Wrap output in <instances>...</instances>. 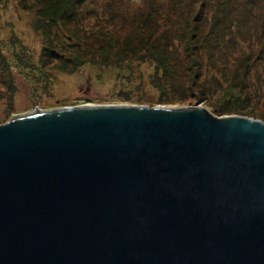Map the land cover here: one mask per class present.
<instances>
[{
	"label": "water",
	"instance_id": "95a60500",
	"mask_svg": "<svg viewBox=\"0 0 264 264\" xmlns=\"http://www.w3.org/2000/svg\"><path fill=\"white\" fill-rule=\"evenodd\" d=\"M0 264H264V124L196 108L15 117Z\"/></svg>",
	"mask_w": 264,
	"mask_h": 264
},
{
	"label": "rangeland",
	"instance_id": "374dc122",
	"mask_svg": "<svg viewBox=\"0 0 264 264\" xmlns=\"http://www.w3.org/2000/svg\"><path fill=\"white\" fill-rule=\"evenodd\" d=\"M40 1L0 0V127L15 117L86 105L196 108L221 119L239 116L264 124V42L255 41L264 26L258 10L241 11L229 2L235 13L228 15L216 0L189 5L186 0H87L79 10L82 19L60 22L48 42L34 27L37 8L31 3L37 7ZM201 7L204 18L219 16L217 34L225 39L188 50L180 21L200 17ZM116 13L126 20L114 19ZM148 34L159 42L150 46ZM161 46L166 56L153 51ZM244 69L246 78L238 77Z\"/></svg>",
	"mask_w": 264,
	"mask_h": 264
},
{
	"label": "trees",
	"instance_id": "16d2710c",
	"mask_svg": "<svg viewBox=\"0 0 264 264\" xmlns=\"http://www.w3.org/2000/svg\"><path fill=\"white\" fill-rule=\"evenodd\" d=\"M87 0H47V4L44 5V9L42 11H39V7L40 4L43 2V0H41L39 4H37V7L31 3V5L33 6L32 8H37L36 12L34 11V15H36V20H35V24L34 27L37 31H44L45 34L47 35L46 41L50 42V40H54L53 37V33H52V29L56 28L58 30V28H60V22L62 21H67L69 23H71L70 21L76 20V19H82V15L79 12L81 5L85 4ZM187 1V5H189L188 3L191 2V0H186ZM259 2H254V0H216V2H220L219 5L221 7L222 11H226V14L230 15V14H234L235 12L231 9L229 2H236V4L238 5V9L243 11L244 9L246 10H250V12L253 14V12L255 10V15H257V12H261V14L263 15V17L260 19V21L262 22V25L264 26V4L263 0H258ZM24 7H27L26 5ZM95 9V6L93 8V10ZM202 14L200 15V17H197V15H195L194 17L191 18V20L189 22L187 21H180V23L182 24V27L180 26V28H185V30H180L184 32V40L187 43V49H191V50H196L194 49V46H201V49H205V48H210L214 43L216 44L217 42H222L219 41L221 39H225V36H219L217 33L221 30H218V28H221V21H219V16L215 15V14H210V17L212 18H204L203 17V8L201 7V9L199 8V10ZM239 12V11H238ZM249 12V13H250ZM250 14V15H252ZM121 18L122 20H126V18L123 15H120L118 13H116L115 18ZM226 18V16H225ZM113 19V20H114ZM139 22V20L135 23L137 25V23ZM208 23H213V27L211 26L209 29V24ZM206 24V25H205ZM205 25V26H204ZM238 26H242L243 23L240 22L238 20L237 23ZM144 28H147L146 24L141 25ZM231 26V24L229 25V27ZM251 26V25H249ZM205 27H208L209 30H207ZM228 27V29H229ZM70 29V28H69ZM69 29L65 30L69 33ZM60 30V29H59ZM136 30V28H135ZM202 30L204 32H202ZM63 31V30H62ZM50 34H52L50 37ZM172 37V34H170ZM51 38V39H50ZM144 38V37H143ZM149 38H151V40L149 41V45L153 46L155 45L154 41L157 42L158 40L153 39L149 34H148V38L146 39V42H148ZM155 38V37H154ZM254 39V37L252 38V40ZM256 39H258L261 42H264V31H262L261 33H257L255 36V41L258 42ZM154 40V41H153ZM51 41V42H52ZM233 39L232 37H229L227 42H232ZM159 42V41H158ZM160 47V46H159ZM162 48H155L153 47V51L156 52L160 57L166 56V53L163 54L164 48L163 46H161ZM263 50H264V45H263ZM200 51V50H199ZM199 51L197 52L199 54ZM1 54V52H0ZM196 54V53H195ZM2 55V54H1ZM0 55V56H1ZM51 57H53L54 59H57V57L51 53ZM59 58V57H58ZM204 59V58H203ZM210 54L206 56V58L204 59L205 61L209 62L210 60ZM204 60H202L201 62H205ZM198 65H200V63L198 62ZM250 67L249 65H247L245 68ZM249 70L244 69L243 71H241V73L239 72L237 74V76H242L243 78H246V75L248 73Z\"/></svg>",
	"mask_w": 264,
	"mask_h": 264
},
{
	"label": "bare ground",
	"instance_id": "6f19581e",
	"mask_svg": "<svg viewBox=\"0 0 264 264\" xmlns=\"http://www.w3.org/2000/svg\"><path fill=\"white\" fill-rule=\"evenodd\" d=\"M88 106H91V105H86V106H81V107H88ZM79 108V107H78ZM39 113V112H38ZM34 114V113H33Z\"/></svg>",
	"mask_w": 264,
	"mask_h": 264
}]
</instances>
